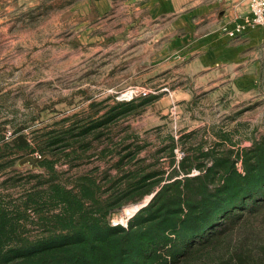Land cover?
<instances>
[{
    "label": "trees",
    "instance_id": "obj_1",
    "mask_svg": "<svg viewBox=\"0 0 264 264\" xmlns=\"http://www.w3.org/2000/svg\"><path fill=\"white\" fill-rule=\"evenodd\" d=\"M116 115L68 118L31 139L23 130L0 135V176L21 157H45L44 173L23 179L19 197L0 192V264H264V134L240 149L224 131L212 142L191 134L179 162L170 136L148 162L144 146L105 133ZM94 140L110 167L64 178L57 164L78 166ZM9 178L5 189L22 181ZM151 195L127 227L112 226Z\"/></svg>",
    "mask_w": 264,
    "mask_h": 264
},
{
    "label": "rangeland",
    "instance_id": "obj_2",
    "mask_svg": "<svg viewBox=\"0 0 264 264\" xmlns=\"http://www.w3.org/2000/svg\"><path fill=\"white\" fill-rule=\"evenodd\" d=\"M92 1L0 0V135L23 130L31 139L65 119H101L113 111L105 133L115 143L128 136L127 143L144 146L141 157L148 162L170 136L183 153L191 134L194 142H212L224 131L235 149L262 137L264 91H243L244 79L224 77L229 71L203 75L197 65H186L182 53L167 46L178 32L142 0H101V15ZM136 88L149 91L145 102L128 99ZM134 99L124 111L123 103ZM91 145L90 158L78 166L57 164L64 178L110 167L113 162L99 157L101 140ZM160 157L167 169V158ZM20 159L0 176V192L19 197L23 179L44 173L19 165ZM9 177L22 181L5 189L1 184Z\"/></svg>",
    "mask_w": 264,
    "mask_h": 264
},
{
    "label": "crops",
    "instance_id": "obj_3",
    "mask_svg": "<svg viewBox=\"0 0 264 264\" xmlns=\"http://www.w3.org/2000/svg\"><path fill=\"white\" fill-rule=\"evenodd\" d=\"M92 3L101 15V0ZM140 4L152 7V16L165 19L167 28L178 32L167 46L182 53L186 65H197L203 75L229 71L224 77L244 79L243 91H264V28L235 37L223 31L244 23L250 15L248 0H142Z\"/></svg>",
    "mask_w": 264,
    "mask_h": 264
},
{
    "label": "built area",
    "instance_id": "obj_4",
    "mask_svg": "<svg viewBox=\"0 0 264 264\" xmlns=\"http://www.w3.org/2000/svg\"><path fill=\"white\" fill-rule=\"evenodd\" d=\"M249 9H250V15L245 18V21L243 24L238 25L235 30L230 31L228 34L231 37H234L236 34H239L241 32H244L246 30L256 29V28H264V0H249ZM149 95V91L145 89L136 88L129 92L128 99H133L136 97H147ZM175 157L177 162H179L182 157L184 156V153L179 149L176 148L174 150ZM193 175L200 174L199 170H194ZM152 198L151 196L146 197L143 199L141 203L130 205L127 208L123 209L119 216L113 217L111 220L112 226H123L127 227L129 221L134 217V215Z\"/></svg>",
    "mask_w": 264,
    "mask_h": 264
},
{
    "label": "water",
    "instance_id": "obj_5",
    "mask_svg": "<svg viewBox=\"0 0 264 264\" xmlns=\"http://www.w3.org/2000/svg\"><path fill=\"white\" fill-rule=\"evenodd\" d=\"M45 157L43 156H34V155H28L26 157H23L22 159H20L19 161V165H23V164H30L31 166L34 167H40L39 164L40 162L44 159Z\"/></svg>",
    "mask_w": 264,
    "mask_h": 264
}]
</instances>
